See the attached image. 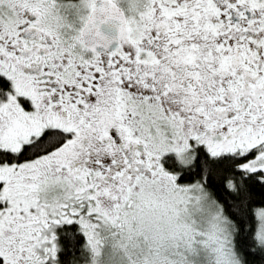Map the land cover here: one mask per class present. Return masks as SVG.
<instances>
[{"label":"snow or ice","instance_id":"6c2138e0","mask_svg":"<svg viewBox=\"0 0 264 264\" xmlns=\"http://www.w3.org/2000/svg\"><path fill=\"white\" fill-rule=\"evenodd\" d=\"M0 264H264V0H0Z\"/></svg>","mask_w":264,"mask_h":264}]
</instances>
